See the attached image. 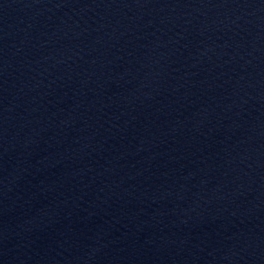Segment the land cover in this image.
<instances>
[{"label":"water","instance_id":"95a60500","mask_svg":"<svg viewBox=\"0 0 264 264\" xmlns=\"http://www.w3.org/2000/svg\"><path fill=\"white\" fill-rule=\"evenodd\" d=\"M25 1L27 0H0V9L14 6Z\"/></svg>","mask_w":264,"mask_h":264}]
</instances>
